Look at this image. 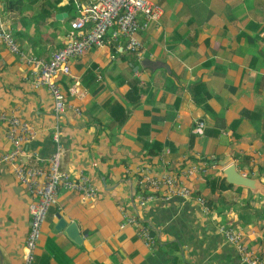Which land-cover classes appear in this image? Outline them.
I'll list each match as a JSON object with an SVG mask.
<instances>
[{
	"label": "crops",
	"instance_id": "0c3cea01",
	"mask_svg": "<svg viewBox=\"0 0 264 264\" xmlns=\"http://www.w3.org/2000/svg\"><path fill=\"white\" fill-rule=\"evenodd\" d=\"M90 1L0 0V17L28 55L49 59L66 45L77 3ZM154 2L163 16L139 32L143 52L128 50L125 36L114 39L115 26L106 44L74 58L70 74L55 78L68 101L59 124L61 167L74 178L89 176L98 193L83 199L60 190L34 264H247L222 226L243 231L245 244L264 253V195L223 177L236 163L264 182V0ZM147 58L169 70L144 67ZM34 82L31 66L0 41V113L36 130L17 161L46 170L56 151V118L49 89ZM76 83L79 93L71 90ZM200 121L202 133L195 130ZM8 129L0 123V158L13 149ZM192 165L207 170L189 174ZM146 168L182 179L209 201L210 212L195 198L163 191L143 200ZM30 201L14 165L1 162L0 264L22 262ZM121 206L150 227L155 247L135 226L120 227ZM59 215L77 224L80 242L58 229Z\"/></svg>",
	"mask_w": 264,
	"mask_h": 264
},
{
	"label": "built area",
	"instance_id": "2783aa9c",
	"mask_svg": "<svg viewBox=\"0 0 264 264\" xmlns=\"http://www.w3.org/2000/svg\"><path fill=\"white\" fill-rule=\"evenodd\" d=\"M79 15L71 21V30L68 33L66 45L56 51L51 58L28 55L19 45L12 30L0 17V41L7 45L9 50L31 66V74L35 86H46L52 97L57 128L51 132V137L56 144V151L48 158L47 169L39 166H25L19 163L18 158L23 153V145L36 137V130L15 114L0 113V123L8 124V137L13 143V149L1 156V162H10L14 165L15 173L20 182L27 187L31 201L29 203V234L26 239L24 255L21 264H34L38 244L42 237L43 225L52 207L59 203L61 189L78 192L83 199H92L97 195V188L91 178L81 173L74 178L70 172L61 167L63 146L59 129L60 118L65 114L68 101L62 87L55 78L61 74H70L71 61L83 56L93 46H103L107 43L108 32L117 26L113 38L125 36L127 49L141 53L144 44L138 37L141 30L147 28L151 21L158 22L163 16V7L154 0H91L89 3H77ZM92 28L85 31L87 25ZM79 84V82H78ZM77 83L72 86L73 93H79ZM80 114V108L75 107ZM205 122H198L195 130L203 132ZM206 166L192 165L189 174L203 173ZM141 188L143 200L157 196L163 191L166 196L181 197L184 199L195 198L203 207L204 213L211 210L210 205L203 196L195 195L192 188L170 172L157 174L146 168L142 173ZM124 220L121 228L135 226L137 235L148 248L158 244L157 238L151 233L150 227L136 214L129 212L121 206ZM220 231L226 240L238 248L243 262L247 264H264V253L249 248L244 242L245 234L239 229L222 226Z\"/></svg>",
	"mask_w": 264,
	"mask_h": 264
},
{
	"label": "water",
	"instance_id": "95a60500",
	"mask_svg": "<svg viewBox=\"0 0 264 264\" xmlns=\"http://www.w3.org/2000/svg\"><path fill=\"white\" fill-rule=\"evenodd\" d=\"M58 16L60 17L62 15L59 14ZM142 65L153 70L160 67H164L169 70V66L166 63L162 61H154L148 58L142 61ZM223 172V177L229 184H232L237 187H244L250 189L253 193H259L264 195V182L259 178L252 177L248 174L240 172L237 168L236 163L228 165ZM59 220V230H66V232L69 233V235L77 242H80L82 240V236L76 223H69L67 220H65V218L60 215Z\"/></svg>",
	"mask_w": 264,
	"mask_h": 264
},
{
	"label": "trees",
	"instance_id": "16d2710c",
	"mask_svg": "<svg viewBox=\"0 0 264 264\" xmlns=\"http://www.w3.org/2000/svg\"><path fill=\"white\" fill-rule=\"evenodd\" d=\"M151 152H153V151H151ZM221 185L224 186V187L231 186V185H224V180L221 182ZM207 202H208V204H210L208 200H207Z\"/></svg>",
	"mask_w": 264,
	"mask_h": 264
}]
</instances>
